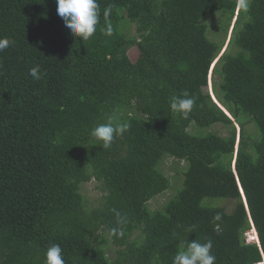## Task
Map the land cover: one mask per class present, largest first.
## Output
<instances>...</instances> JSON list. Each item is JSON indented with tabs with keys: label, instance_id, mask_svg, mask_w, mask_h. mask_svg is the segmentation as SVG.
<instances>
[{
	"label": "trees",
	"instance_id": "obj_1",
	"mask_svg": "<svg viewBox=\"0 0 264 264\" xmlns=\"http://www.w3.org/2000/svg\"><path fill=\"white\" fill-rule=\"evenodd\" d=\"M98 2L82 40L56 0H0V264H44L52 244L66 264H172L194 239L216 264L261 262L264 0ZM185 90L187 118L169 103ZM109 121L130 128L102 149L90 131Z\"/></svg>",
	"mask_w": 264,
	"mask_h": 264
},
{
	"label": "clouds",
	"instance_id": "obj_2",
	"mask_svg": "<svg viewBox=\"0 0 264 264\" xmlns=\"http://www.w3.org/2000/svg\"><path fill=\"white\" fill-rule=\"evenodd\" d=\"M56 3L57 14L64 20L65 26L71 30L72 35L82 40H88L93 36L100 20V4L98 0H56ZM241 5L246 6L244 5V0H241ZM109 11L110 9L106 8L104 15L107 16ZM111 34L112 28L109 25L105 31V35L110 36ZM11 43L12 41L7 38H0V51L8 48ZM29 74L36 80L40 79L38 66L32 67L29 70ZM209 82H211L210 79ZM213 99L215 101L214 97ZM169 103L172 113L180 114L184 118H187L195 106L196 98L185 90L180 96H171ZM217 104L219 105V103ZM219 106L229 115L224 107ZM129 128L130 125L128 123L113 124L109 121L95 126L90 131V136L95 141L102 142L93 145H100L102 149H109L114 139L117 136L123 135ZM117 215L119 216V213ZM221 218L220 213H217L213 217L214 220H220ZM252 230H254V227ZM212 246L211 240L204 243L195 239L191 241L187 240L180 246L173 257L172 264H216V257L212 254ZM261 262H264V259ZM44 264H66L62 255V248L59 244H52L47 249Z\"/></svg>",
	"mask_w": 264,
	"mask_h": 264
},
{
	"label": "rangeland",
	"instance_id": "obj_3",
	"mask_svg": "<svg viewBox=\"0 0 264 264\" xmlns=\"http://www.w3.org/2000/svg\"><path fill=\"white\" fill-rule=\"evenodd\" d=\"M227 41V39H226ZM225 41V42H226ZM225 44L222 47V50L225 48ZM129 57L131 58L132 61H134L138 55H139V51L137 50L136 47H131L128 51ZM211 88H212V84L211 82H208V90L211 92ZM249 128H251L252 126L249 124L248 125ZM211 129L218 131L219 133L225 134L227 132L226 127H224L221 124H216L214 125ZM165 167H166V171L169 175H173L176 172V166L174 165V163H172L171 160H167L165 162ZM82 191L83 193L89 198L90 202L92 201L93 204H97L103 195V191L100 189V186L96 185L95 181H90L87 182L86 184L83 185L82 187ZM169 194H159L157 195L156 199L153 200L152 205H159L162 202H164L167 198H168ZM219 203L222 204H226V205H230L231 202L229 203L228 200H221ZM246 238L248 239V241H258V236L256 234L255 230L249 229L248 232H246L245 234ZM112 250H109V254H111ZM256 264H264V262L261 263H256Z\"/></svg>",
	"mask_w": 264,
	"mask_h": 264
},
{
	"label": "water",
	"instance_id": "obj_4",
	"mask_svg": "<svg viewBox=\"0 0 264 264\" xmlns=\"http://www.w3.org/2000/svg\"><path fill=\"white\" fill-rule=\"evenodd\" d=\"M250 242H253V241H250Z\"/></svg>",
	"mask_w": 264,
	"mask_h": 264
}]
</instances>
